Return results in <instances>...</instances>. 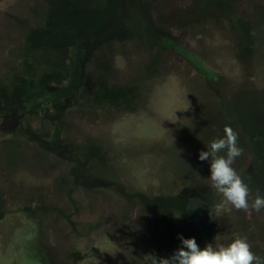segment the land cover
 Masks as SVG:
<instances>
[{"label": "rangeland", "instance_id": "1", "mask_svg": "<svg viewBox=\"0 0 264 264\" xmlns=\"http://www.w3.org/2000/svg\"><path fill=\"white\" fill-rule=\"evenodd\" d=\"M264 195V0H0V264H149L247 239L200 151ZM223 155V153H221Z\"/></svg>", "mask_w": 264, "mask_h": 264}, {"label": "clouds", "instance_id": "2", "mask_svg": "<svg viewBox=\"0 0 264 264\" xmlns=\"http://www.w3.org/2000/svg\"><path fill=\"white\" fill-rule=\"evenodd\" d=\"M242 151L238 146V133L225 126L224 136L211 141L207 150L199 153V160L210 164L211 187L221 195L220 201L214 205L217 216L233 209L264 211V195L257 194L250 202L249 186L232 167ZM178 238L181 246L170 256L146 254L149 264H264V256L255 254L244 238H236L227 246L213 247L208 244L204 248L195 238H184L182 235Z\"/></svg>", "mask_w": 264, "mask_h": 264}]
</instances>
